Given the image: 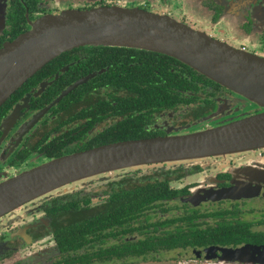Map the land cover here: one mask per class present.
Listing matches in <instances>:
<instances>
[{
	"label": "flooded vegetation",
	"instance_id": "obj_1",
	"mask_svg": "<svg viewBox=\"0 0 264 264\" xmlns=\"http://www.w3.org/2000/svg\"><path fill=\"white\" fill-rule=\"evenodd\" d=\"M100 7L170 16L264 58V0H0V50L46 16ZM262 110L171 56L74 47L0 107V184L53 159ZM154 182L167 186L160 200L112 199ZM98 216L85 236L66 235ZM0 264H264V147L104 173L40 196L0 218Z\"/></svg>",
	"mask_w": 264,
	"mask_h": 264
},
{
	"label": "water",
	"instance_id": "obj_2",
	"mask_svg": "<svg viewBox=\"0 0 264 264\" xmlns=\"http://www.w3.org/2000/svg\"><path fill=\"white\" fill-rule=\"evenodd\" d=\"M83 45L171 56L263 110L197 132L122 141L50 160L0 184V218L40 196L104 173L264 147V58L142 9L72 10L37 21L0 50V107L60 53Z\"/></svg>",
	"mask_w": 264,
	"mask_h": 264
},
{
	"label": "trees",
	"instance_id": "obj_3",
	"mask_svg": "<svg viewBox=\"0 0 264 264\" xmlns=\"http://www.w3.org/2000/svg\"><path fill=\"white\" fill-rule=\"evenodd\" d=\"M143 179H140V182H142ZM149 180V179H147ZM166 188L167 186L161 182H154L147 183V184H137L130 185L129 188L124 189L121 193H117V190H113L112 199L116 202L121 199V195L128 198L131 197L132 200H127L129 204L139 203V204H148L152 202L153 197L156 200H160L161 198H164L166 195ZM78 213V212H77ZM82 213V212H81ZM81 216V215H80ZM85 217H79V219H83ZM115 219L117 217H114ZM94 223L93 224H86L81 223V225L78 227L77 225L74 226L75 230L73 231V234L71 232H68L66 235L68 237H71V235H79V236H85L86 230L88 227H92L96 220H100L101 216H98L97 218H93ZM76 233V234H74Z\"/></svg>",
	"mask_w": 264,
	"mask_h": 264
},
{
	"label": "rangeland",
	"instance_id": "obj_4",
	"mask_svg": "<svg viewBox=\"0 0 264 264\" xmlns=\"http://www.w3.org/2000/svg\"><path fill=\"white\" fill-rule=\"evenodd\" d=\"M253 108V107H251ZM251 110V109H250ZM250 115H253V114H250ZM249 116V115H248ZM247 117V116H246ZM241 119V118H240ZM238 120V119H237ZM219 124L217 123V120H213V119H207L205 121V123L201 124V125H195L193 126L191 129H187L189 130L187 133H191V132H197V131H200V130H203L205 128H208V127H215V126H218ZM144 170H147V169H153V167H146V168H143ZM82 187L81 183L79 184H75L74 186H70L69 188H72V189H75V188H80ZM94 191H98L99 190V186L98 184H95L94 185Z\"/></svg>",
	"mask_w": 264,
	"mask_h": 264
}]
</instances>
